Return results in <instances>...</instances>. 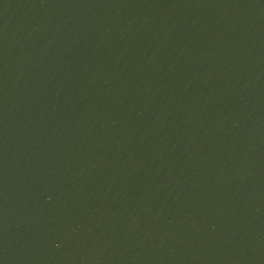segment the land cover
I'll return each instance as SVG.
<instances>
[{"label":"water","instance_id":"water-1","mask_svg":"<svg viewBox=\"0 0 264 264\" xmlns=\"http://www.w3.org/2000/svg\"><path fill=\"white\" fill-rule=\"evenodd\" d=\"M0 264H264V0H0Z\"/></svg>","mask_w":264,"mask_h":264}]
</instances>
